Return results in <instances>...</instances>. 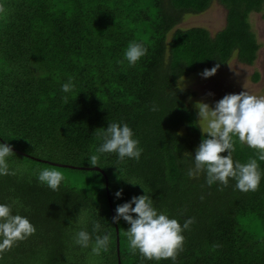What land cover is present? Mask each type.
I'll return each mask as SVG.
<instances>
[{
	"label": "trees",
	"instance_id": "obj_1",
	"mask_svg": "<svg viewBox=\"0 0 264 264\" xmlns=\"http://www.w3.org/2000/svg\"><path fill=\"white\" fill-rule=\"evenodd\" d=\"M211 1L0 0V143L12 147L7 159L15 171L0 175V203L36 228L0 264H264L260 184L241 192L230 179L221 191L219 182L207 184L206 173L187 175L204 135L187 103L192 92L178 87V78L223 66L232 55L252 64L259 46L247 16L264 0H219L228 8L226 24L213 35L201 26L175 27ZM132 41L147 48L134 66L124 56ZM69 77L74 88L65 93ZM110 122L127 123L143 152L139 161L123 162L98 154L101 172L88 158L102 143L95 133ZM234 147L233 160L247 163L252 148ZM44 168L63 173L58 191L38 181ZM141 185L158 212L181 225L195 218L175 262L132 254L122 218L117 252L116 207L145 194ZM237 215L246 216L245 226ZM81 229L92 243L110 233L108 251L97 256L91 245H76Z\"/></svg>",
	"mask_w": 264,
	"mask_h": 264
},
{
	"label": "clouds",
	"instance_id": "obj_2",
	"mask_svg": "<svg viewBox=\"0 0 264 264\" xmlns=\"http://www.w3.org/2000/svg\"><path fill=\"white\" fill-rule=\"evenodd\" d=\"M4 13L6 9L0 4V14ZM146 54L147 48L136 41L129 42L124 52L125 59L131 66ZM218 67L219 65L211 69L206 68L201 75L204 78L211 77ZM73 88L72 77H69L68 82L62 85V91L68 93ZM64 99L67 101V97ZM196 108L198 120L207 123L206 129L201 127L204 138L196 148L194 167L188 170V177L195 178L201 173H206L207 184L211 186L219 182L223 186L220 188L221 191L228 186L230 179L236 181L235 189L241 192L257 191L261 181L257 159L251 158L247 163H240L233 160L232 153L235 151V139H238L241 144L257 150L258 159L264 161V96L253 95L244 90L238 94L224 95L214 107L199 101ZM151 110H157L155 105ZM95 134L102 143L96 148L97 154L88 158L91 166L99 165L98 154L115 153L118 162L125 159L139 161L143 149L127 123L110 122L103 131ZM225 151L227 155H222ZM13 154L10 145L0 143V175H15L7 159ZM64 179L63 173L54 168H44L38 172V181L53 191L59 190ZM143 189L145 194L133 196L130 201L117 205L113 222L119 223L122 218L130 225L125 234L132 254L138 251L143 259L156 261L170 259L175 262L184 248L183 232L190 229L195 218H188L181 225L177 219L169 218L165 212H158L153 206L152 197L147 194L144 187ZM122 192V189L118 190L115 196L121 197ZM100 228L101 224L98 221L93 223V232H99ZM35 232V226L27 217L13 214L12 204L0 203V258L19 241L27 239ZM73 241L82 248L91 245L92 254L98 256L102 251H108L111 234L97 235L92 243V236L81 229L75 233ZM218 247L219 245H214L213 249Z\"/></svg>",
	"mask_w": 264,
	"mask_h": 264
},
{
	"label": "rangeland",
	"instance_id": "obj_3",
	"mask_svg": "<svg viewBox=\"0 0 264 264\" xmlns=\"http://www.w3.org/2000/svg\"><path fill=\"white\" fill-rule=\"evenodd\" d=\"M227 9V6L221 4L219 0H212L205 11L185 14L175 27L201 26L208 29L210 34L213 35L226 24ZM247 21L259 45L252 64L241 62L235 55H232L223 66L218 67L216 73L211 77L204 78L201 75L204 69H198L177 80L178 87L186 88L192 92V95L187 99V103L191 110L196 113V123L201 132V127L206 129L207 122L198 120L197 102L203 101L214 107L215 103L224 95L238 94L244 90L253 95L264 96V3H262L259 10L248 12ZM215 66L213 65L207 69ZM234 145L248 147L246 144H241L238 139H235ZM252 151L249 159L256 158L259 163L257 150L252 149ZM259 170L261 172V198L263 199V204L259 207V210L262 211L264 210V167L259 168ZM237 220L240 226L247 224L244 215H237Z\"/></svg>",
	"mask_w": 264,
	"mask_h": 264
},
{
	"label": "water",
	"instance_id": "obj_4",
	"mask_svg": "<svg viewBox=\"0 0 264 264\" xmlns=\"http://www.w3.org/2000/svg\"><path fill=\"white\" fill-rule=\"evenodd\" d=\"M50 164H53V165H62V166H71V165H65V164H61V163H55V162H51V161H48ZM72 167V166H71ZM93 169H95V170H100L101 171V169L99 168V167H97V166H94V167H92ZM102 172V171H101ZM114 225H115V232H116V249H117V252H118V242H119V238H118V236H117V234H118V228H117V225H116V223H114ZM118 264H119V259H118Z\"/></svg>",
	"mask_w": 264,
	"mask_h": 264
}]
</instances>
